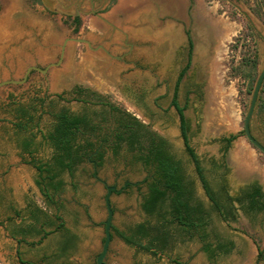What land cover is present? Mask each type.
I'll use <instances>...</instances> for the list:
<instances>
[{
	"label": "rangeland",
	"instance_id": "374dc122",
	"mask_svg": "<svg viewBox=\"0 0 264 264\" xmlns=\"http://www.w3.org/2000/svg\"><path fill=\"white\" fill-rule=\"evenodd\" d=\"M0 0V82L21 80L29 67L46 69L44 73L32 70L26 80L20 84H6L0 87V264H20L16 259L19 251L24 261L36 262L40 248L52 245L55 234L51 235L39 247L18 244L9 236L15 224L14 210L23 212L27 202L52 212L46 207L43 197L35 184L36 170L25 162L17 147V132L12 115L14 102L27 104L31 99L43 100L36 115L41 116L39 127L43 129L50 123L48 115L50 103L55 109L65 107L72 112L79 111L80 103L70 100L69 89L73 85H88L107 101L121 110L136 117L149 129L164 138L172 155L181 162L184 174L190 181L196 200L210 211L209 240L213 242V233L231 240L234 247L227 255H217L209 259L202 251L197 237L177 232V226L170 227L173 238L168 247L153 254L124 243L114 234L105 259L109 264H264L258 261L257 247H264V222L252 226L238 213L235 221L223 222L211 211L197 179L192 162L185 152L178 128L177 115L169 107V97L174 74L168 73L158 65L157 59L150 55L153 44L151 36L158 39L165 29L178 26L177 33L183 43L182 26L189 27L197 48L201 51L193 54L192 66L188 70L185 82L179 92L182 104L187 95L185 116L189 125V143L199 158L205 174L215 187L211 173V161L221 158L219 140L229 134L241 133L243 120L250 101L253 86L264 61V0H193L187 13V0H133L134 14H121L128 0H113L98 15L111 21L133 43L132 55L136 65L122 68L124 75L134 79V95L145 86L141 98L134 97V105L121 97L115 84H119V70L106 68L105 57L98 50H90L83 43L67 41L58 66L60 49L69 38L89 40L91 43L105 41L112 52H123V36L112 32L96 16L89 13L88 0ZM81 4L78 22L75 6ZM84 7V9H83ZM177 9L171 13L178 21L167 17L164 10ZM134 22V23H132ZM249 25L251 29H247ZM248 30L250 32H248ZM225 36L222 49L217 54L216 47ZM254 61V67H251ZM110 64H114L110 62ZM197 65V66H196ZM50 66V67H49ZM198 67V69H196ZM196 75L202 77V93L197 98L191 91ZM142 76L146 78H142ZM64 94L65 100H58L57 94ZM98 110V106H91ZM113 126L112 119L104 128ZM252 135L264 146V78L262 80L254 114L250 122ZM32 132H36L33 129ZM36 140H39V136ZM242 142L245 151L252 157L238 158L234 145ZM102 163L96 168L97 177L108 187L121 189L125 182L129 186L112 193L110 204L113 210L112 224L121 232H127L133 224L146 220L154 221L141 209V195L146 186L141 181L148 171L140 163L134 162L133 153L125 147L113 155L109 147L104 148ZM48 147L41 148L37 158H46ZM229 170L227 188L236 193L250 180L256 179L264 189V154L248 143L239 134L232 141L227 152ZM255 163H254V162ZM92 166L87 162L79 164L72 175L64 173L65 183L55 200L61 204L60 215L67 228L76 236L75 248L66 258L68 264H95V257L101 249L103 223L106 219L104 208L105 187L92 178ZM137 183L136 186L131 184ZM38 238L32 240L35 243ZM53 250V249H52Z\"/></svg>",
	"mask_w": 264,
	"mask_h": 264
},
{
	"label": "trees",
	"instance_id": "16d2710c",
	"mask_svg": "<svg viewBox=\"0 0 264 264\" xmlns=\"http://www.w3.org/2000/svg\"><path fill=\"white\" fill-rule=\"evenodd\" d=\"M190 6L193 0H188ZM78 22V20L76 19ZM247 29H251L249 25ZM248 32H250L248 30ZM252 61L251 67H254ZM188 67V65H187ZM71 101L82 105L76 112L61 107L55 109L51 102L48 106L50 123L43 129L39 127L41 116L36 115L42 107L43 100L33 98L27 104L14 102L13 124L16 129L17 147L22 155H26V164L37 172L35 184L38 187L47 208L46 211L33 202H27L23 212L14 210V215L21 219L17 226L11 218L10 233L13 237H21V242L38 238L42 244L51 235H56L51 247L52 260L66 258L75 248L76 236L65 228L60 215L61 204L54 199L55 194L63 191L65 183L61 176L64 173L72 175L76 167L87 159L102 163L103 149L109 147L113 155H118L122 147L133 153L134 162L140 163L148 171L141 181L146 191L141 195V209L153 222L146 220L138 223L127 232L115 230L116 235L126 244L141 250L152 252L164 251L171 243L173 233L170 227L177 226V232L197 237L202 244V251L209 259L217 255H227L233 249V242L213 233V242L209 240V213L201 202L195 199L190 181L186 178L181 162L170 152L167 141L151 131L149 127L136 117L126 113L111 102L88 89L74 87L69 93ZM62 96H58L61 100ZM172 105L179 116V131L185 152L193 164L195 174L201 188L210 202L211 211L225 223H231L237 218V210L248 219L252 226L264 222V192L261 186L253 181L240 188L235 196L228 192L225 157L233 140L241 133L222 137L221 158L211 161V173L215 187L208 180L199 158L189 143V125L183 115V107L178 106L176 94ZM91 106H98L93 109ZM112 119L113 126L104 128ZM36 129V132H32ZM39 136V140H36ZM44 147L50 149L46 158H37V152ZM99 149L96 151V149ZM96 152L95 154H93ZM257 260H264V247H257ZM50 259V257H44ZM50 259V260H51ZM176 264H185L173 261Z\"/></svg>",
	"mask_w": 264,
	"mask_h": 264
},
{
	"label": "flooded vegetation",
	"instance_id": "af4514ba",
	"mask_svg": "<svg viewBox=\"0 0 264 264\" xmlns=\"http://www.w3.org/2000/svg\"><path fill=\"white\" fill-rule=\"evenodd\" d=\"M88 1H89L88 2L89 13H92L91 15H93V16L97 15V17L109 28L110 31H112V32H114V31L118 32L119 31L118 33L123 36V39H122L121 43H119V44L121 46H123L126 50L123 51V52L122 51L121 52H112L105 45V41H107V40H102V41H98L96 43H91L89 40L84 39L85 43H83V44L88 49H90V50H98V51H100L103 54V56L105 57V62L106 63L108 62L106 64V68L111 69V70L113 68H117L119 70L118 78H119L120 83L119 84H115L116 85V89H118V93L121 95V97L123 99H125L126 101H128L129 103H132L134 105V97H136V99H137V98H141L143 96L144 88L146 87V85L149 84V80L148 79L145 80V82H146L145 86L142 87L141 92H140L141 96L138 93H136L134 95V79L132 77L125 76L124 72L122 70V68L124 66H127L129 64H131V65L135 64L136 65V63H134V60L129 58L132 55L133 43L128 41L126 33L121 31L114 23H112L111 21H108L107 19H105V18H103V17L98 15L100 12L104 11L105 8L109 5V3H112L113 0H88ZM81 6L82 5L80 3L75 6L76 16L73 17V20L78 19V15L77 14H80V12L82 11L81 8H80ZM191 7H192V5L190 6V4L188 2L187 13L190 11ZM83 9H84V7H83ZM168 10L169 9H165L164 10V14H166L167 17L173 19L174 21H178V22H180V24H182L179 19H177V18L175 19L174 16L171 15V13L176 12L177 9H175V10L172 9L171 11H168ZM132 23H134V22H132ZM177 29H178L177 25H174L171 29H165L164 33H162V35L158 39H155V37L151 36V39H152L151 42L153 44V48H152V51H150V55L153 58L155 57L157 59L158 65L162 66L168 73H173L174 74L173 84H172L171 93H170V97H169V107L172 108L174 110V112L176 113V115H177L178 128H179V116H178L177 110L172 105V100H173L174 93H175L176 94V102H177L178 106L184 108L183 115L186 118L185 110L187 108V102H188L187 95L185 94V96L183 98V102L181 104L180 103V99H179V92H180L181 86H183V84L185 82V78H186L187 72L192 66V61H193L192 60L193 59L192 55L193 54L196 55V54H198L201 51V44H200L199 48L196 47L198 39L196 40V42L194 41L193 37L191 36V31H190L189 27H186L185 25L182 26V33H183V36H184L183 37L184 41L182 43L180 41L181 37L177 33ZM110 62H112L114 64H110ZM187 65H188V67H187ZM196 69H198V67H196ZM32 70L33 69H31L30 71H32ZM142 78H146V77L142 76ZM201 79H202L201 76L196 75V78L194 79L193 83L191 84V88H192L191 92L195 96H197V98H200L203 95V93H202L203 85H202V80ZM76 86H79V87L84 88V89H88L89 91L94 92L97 95H99L97 92L92 90L91 87L88 86V85H73L69 89V92ZM58 96H62L61 100H65L63 93L62 94H57L55 97L58 99ZM99 96H101V95H99ZM103 99H105V98H103ZM108 102H110V101H108ZM249 127H250V132H251V126H249ZM179 133H180V131H179ZM98 149H99V147L96 149V151ZM95 153L96 152H94L93 154H95ZM87 163H89L92 166V168L93 167L95 169L97 168L95 161L87 159ZM225 165H226V167L229 170V161H228L227 154H226V157H225ZM92 178H93V172H92ZM253 181H256L261 186V184L256 179L250 180L245 185H248L249 183H251ZM128 184H129L128 182H125L123 184V186H122V187H124L123 190L126 189L127 186H129ZM103 186L105 187V185H103ZM111 187L115 188V186H111ZM261 188H262V186H261ZM262 191L264 192L263 188H262ZM237 192L234 193V194H231L229 192V194L232 195V196H235L237 194ZM112 193H114V192H112ZM56 195L57 194L54 195V199H55ZM238 213H240L242 216H244L240 210H237V215H238ZM15 217L19 218L17 216H15ZM15 225H17V226L21 225V219H19V223L15 224ZM135 225L133 224L132 226H130L128 228V230L129 229H133ZM115 230L120 231L113 224H111V227H110L111 240H112L114 234H116ZM103 234H104V223H103ZM9 236H10L11 239L16 240L18 244L21 243V237H19V236L13 237L11 235V233H10V230H9ZM103 240H104V237H103ZM103 240H102V242H103ZM233 247H234V243H233ZM96 257H95V260H94L95 264H96ZM16 259L20 263L23 261V259L21 258L18 250L16 251ZM103 262L106 263V264H109L105 258H104ZM112 264H114V263H112Z\"/></svg>",
	"mask_w": 264,
	"mask_h": 264
},
{
	"label": "water",
	"instance_id": "95a60500",
	"mask_svg": "<svg viewBox=\"0 0 264 264\" xmlns=\"http://www.w3.org/2000/svg\"><path fill=\"white\" fill-rule=\"evenodd\" d=\"M43 3L49 9H51V7L48 6V3H47L46 0H44ZM67 41H71L73 43H85L84 39H79V38H69V39H67L64 42V45H62V47L60 49V56H59V59H58L57 63L51 64L50 66H58L60 64L62 56H63V53H64L65 43ZM47 68L39 69V68H36L34 66L29 67L26 70V72L23 75L21 80H18V81H16V80H4V81L0 82V87L4 86L6 84H20V83L25 82L26 76H27V74L29 73V71L31 69L37 70V71H39L41 73H44ZM263 78H264V61L262 63V67H261V69H260V71L258 73V76L256 78L255 84H254L253 89H252V93H251V96H250V101H249V104H248V107H247V112H246L245 118L243 120L242 135L246 138V140L248 141L249 144H251L259 152L264 154V146L261 143H259L252 136V134L250 132V127H249L250 126V121H251V119L253 117V114H254V109H255V105H256L259 89H260V86H261ZM92 171H93V179L95 181L99 182L100 184L105 185V189H106V193H105L104 200H103L104 208H105V211H106V219L104 221V240H103V242L101 244L100 253L96 257V264H106V263L103 262V260H104L106 254H107L108 247H109V244L111 242L110 227H111V224H112V217H113V210H112L111 204H110V197H111V193L112 192L118 193L124 187H122L121 189H116L114 187H108L102 180H100L97 177L96 169L94 167H93ZM132 185L136 186L137 183H134Z\"/></svg>",
	"mask_w": 264,
	"mask_h": 264
},
{
	"label": "crops",
	"instance_id": "0c3cea01",
	"mask_svg": "<svg viewBox=\"0 0 264 264\" xmlns=\"http://www.w3.org/2000/svg\"><path fill=\"white\" fill-rule=\"evenodd\" d=\"M133 0H128L126 1L125 8L122 9L121 14L124 12V15H133L134 14V3H132ZM116 22H114L115 24ZM38 241V240H37ZM37 241L35 243H37ZM23 243V242H21ZM32 243V239H27L26 242L24 243L25 245H30ZM44 243V242H43ZM42 243V244H43ZM41 244H35V246H40ZM39 252L42 254H40V256H38V259H36V262H31V261H22L20 264H68L66 261H59V260H52L51 259V255H52V249H46V248H40ZM50 257V259H44V257Z\"/></svg>",
	"mask_w": 264,
	"mask_h": 264
},
{
	"label": "bare ground",
	"instance_id": "6f19581e",
	"mask_svg": "<svg viewBox=\"0 0 264 264\" xmlns=\"http://www.w3.org/2000/svg\"><path fill=\"white\" fill-rule=\"evenodd\" d=\"M225 36L222 37V39L219 41L217 47H216V53L218 54L220 50L222 49L223 41ZM235 154L238 158L247 157L252 162V157L245 151V147L242 142H236L234 145ZM254 162V161H253ZM255 163V162H254Z\"/></svg>",
	"mask_w": 264,
	"mask_h": 264
}]
</instances>
